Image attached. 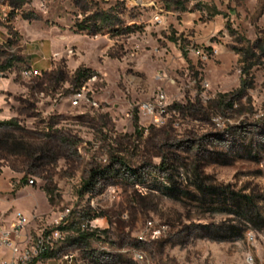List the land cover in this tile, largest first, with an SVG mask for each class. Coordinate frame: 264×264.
I'll return each mask as SVG.
<instances>
[{"label":"rangeland","instance_id":"1","mask_svg":"<svg viewBox=\"0 0 264 264\" xmlns=\"http://www.w3.org/2000/svg\"><path fill=\"white\" fill-rule=\"evenodd\" d=\"M25 1L0 0V209L67 213L65 264H264V0Z\"/></svg>","mask_w":264,"mask_h":264},{"label":"built area","instance_id":"2","mask_svg":"<svg viewBox=\"0 0 264 264\" xmlns=\"http://www.w3.org/2000/svg\"><path fill=\"white\" fill-rule=\"evenodd\" d=\"M161 98H164L163 95ZM156 110L157 104L154 102H146L139 106L141 114L157 120ZM30 183L33 184L34 180L30 179ZM7 215L8 213L0 209V249L9 250L11 257L2 260L0 264H36L43 255L50 254L55 249L58 240L63 239L61 227L67 224L65 223L67 213L55 220V229L52 233L38 232L36 235L29 232L31 221L23 212L17 211L13 219ZM87 227V224H84L83 230Z\"/></svg>","mask_w":264,"mask_h":264},{"label":"crops","instance_id":"3","mask_svg":"<svg viewBox=\"0 0 264 264\" xmlns=\"http://www.w3.org/2000/svg\"><path fill=\"white\" fill-rule=\"evenodd\" d=\"M11 257V253L9 250L3 251L0 250V262L4 259H9ZM36 264H65L64 262H61L60 260H56L53 257L49 258H40Z\"/></svg>","mask_w":264,"mask_h":264},{"label":"trees","instance_id":"4","mask_svg":"<svg viewBox=\"0 0 264 264\" xmlns=\"http://www.w3.org/2000/svg\"><path fill=\"white\" fill-rule=\"evenodd\" d=\"M18 2H21V3H26V1L25 0H17ZM86 71L87 70H78L76 73H77V75H78V77H79V79L81 78V77H86ZM6 124H13V120H11V121H7V122H5ZM98 171V170H97ZM96 172V170H94V173ZM62 229L63 228H65V225L64 226H62L61 227ZM98 231L99 230H97L96 229V231H94V232H92V233H89L88 235H82V238H85V239H88L89 237H99V235H98ZM52 255L51 254H45V255H43L41 258H49V257H51Z\"/></svg>","mask_w":264,"mask_h":264}]
</instances>
